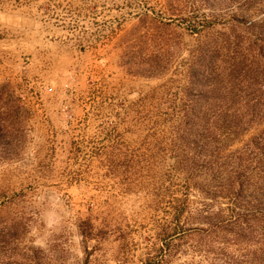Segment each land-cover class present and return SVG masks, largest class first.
<instances>
[{"label": "rangeland", "instance_id": "374dc122", "mask_svg": "<svg viewBox=\"0 0 264 264\" xmlns=\"http://www.w3.org/2000/svg\"><path fill=\"white\" fill-rule=\"evenodd\" d=\"M49 190L82 264H264V0H0V264Z\"/></svg>", "mask_w": 264, "mask_h": 264}, {"label": "clouds", "instance_id": "9594fccd", "mask_svg": "<svg viewBox=\"0 0 264 264\" xmlns=\"http://www.w3.org/2000/svg\"><path fill=\"white\" fill-rule=\"evenodd\" d=\"M34 207L37 210L36 223L28 232L31 245L47 252L54 237L62 232L67 240L66 264H82L85 255L84 238L60 193L55 190L39 192L35 197ZM186 259L182 258L179 264H184Z\"/></svg>", "mask_w": 264, "mask_h": 264}, {"label": "crops", "instance_id": "0c3cea01", "mask_svg": "<svg viewBox=\"0 0 264 264\" xmlns=\"http://www.w3.org/2000/svg\"><path fill=\"white\" fill-rule=\"evenodd\" d=\"M112 22H113V21H112V18H111V19H110V25H111V26L113 25ZM114 22H115V21H114ZM115 24H116V22H115Z\"/></svg>", "mask_w": 264, "mask_h": 264}]
</instances>
